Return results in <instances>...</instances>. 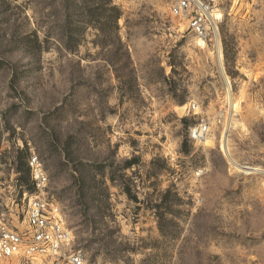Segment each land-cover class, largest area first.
Returning <instances> with one entry per match:
<instances>
[{
	"label": "rangeland",
	"instance_id": "obj_1",
	"mask_svg": "<svg viewBox=\"0 0 264 264\" xmlns=\"http://www.w3.org/2000/svg\"><path fill=\"white\" fill-rule=\"evenodd\" d=\"M83 1L121 11L128 62L109 9L71 52L65 0H0V222L24 229L36 155L88 264H264V186L239 170L264 165V0L220 1L208 42L179 0Z\"/></svg>",
	"mask_w": 264,
	"mask_h": 264
},
{
	"label": "built area",
	"instance_id": "obj_2",
	"mask_svg": "<svg viewBox=\"0 0 264 264\" xmlns=\"http://www.w3.org/2000/svg\"><path fill=\"white\" fill-rule=\"evenodd\" d=\"M222 0H179L172 8L175 16H190L189 31L203 41L216 36L215 24L208 16L218 10ZM237 1V0H229ZM209 134L208 123L190 129V137L202 142ZM32 183L39 194L30 198L24 215V229L9 227L0 222V261L36 260L60 264H88L82 249L76 242L74 232L64 220L60 205L43 196L49 178L38 156L29 160ZM246 176L258 177L264 186V165L243 167Z\"/></svg>",
	"mask_w": 264,
	"mask_h": 264
},
{
	"label": "trees",
	"instance_id": "obj_3",
	"mask_svg": "<svg viewBox=\"0 0 264 264\" xmlns=\"http://www.w3.org/2000/svg\"><path fill=\"white\" fill-rule=\"evenodd\" d=\"M84 1L83 0H65V8H66V19H65V30L63 32V37H62V45L64 49L68 51H74L75 48H77L81 44V37L83 36V32L85 31V28L87 27L85 23V19L87 18L84 14L87 12L89 16V23H92L93 25H99L98 31L99 33L97 34V38L100 37L102 33H104V29L101 27L102 25L106 24V22L103 20L100 15H104L108 9L111 12V22L112 25L114 26V33H112V36H114L115 41L117 42V47L118 51H124V54L127 58V62L129 55L127 52H125L124 45L121 43L119 37L117 36V29L118 27V22L122 17L121 11L117 7H108L107 4H102L99 3L96 7L94 8H87V10L82 9ZM74 6L73 9L78 10L76 11L77 15H73L70 13V6ZM84 10L85 12L81 11ZM98 41V40H97ZM111 66L112 64L110 62ZM183 122H186V119H183ZM185 153L187 152V149L183 150ZM140 164V158L137 156H133L131 159H128L124 162L122 166V170H128L132 169L135 166H138ZM109 180L112 184H116V180L114 176H110ZM124 192L131 197L130 195V189L129 187L124 188ZM176 194L173 193L171 188L167 189L161 197V203L156 204L153 206V208L156 210V216L158 218V227L161 232V234H165L164 231V226L162 224V218L164 217L165 213H161L160 210L164 208L166 211H170L171 207L168 204L169 198L171 196H175ZM135 201H137L136 197H133Z\"/></svg>",
	"mask_w": 264,
	"mask_h": 264
},
{
	"label": "bare ground",
	"instance_id": "obj_4",
	"mask_svg": "<svg viewBox=\"0 0 264 264\" xmlns=\"http://www.w3.org/2000/svg\"><path fill=\"white\" fill-rule=\"evenodd\" d=\"M209 17H210V19H211V21L215 24V20H214V18L212 17V15L211 14H209L208 15ZM203 41H201V43H202ZM219 56H220V62H221V60H222V54H221V51L219 52ZM225 133V132H224ZM226 134V133H225ZM226 136L227 135H224V137H223V140H222V147L226 150V152L228 151V147H227V145H226V142H225V140H226ZM234 164V163H233ZM236 166V165H235ZM239 170H241V171H247L246 170V168H242V167H240V169Z\"/></svg>",
	"mask_w": 264,
	"mask_h": 264
}]
</instances>
